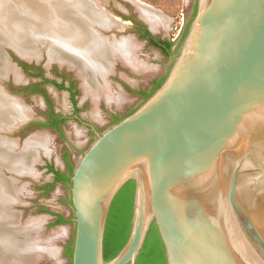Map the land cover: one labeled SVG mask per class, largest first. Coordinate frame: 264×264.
<instances>
[{"label":"water","instance_id":"1","mask_svg":"<svg viewBox=\"0 0 264 264\" xmlns=\"http://www.w3.org/2000/svg\"><path fill=\"white\" fill-rule=\"evenodd\" d=\"M116 13L109 16L124 28L126 20ZM120 27L100 31L114 39L106 33ZM127 36L140 38L135 31ZM2 47L11 69L0 78L2 92L23 102L2 82L12 70L26 75L13 56L38 64L43 54L22 55L10 36ZM42 120L30 113L2 131L14 142V160L22 156L33 169L48 153L41 140L47 127L36 124ZM19 132L26 136L11 138ZM13 162L0 165L5 190L0 221L11 238L29 232L13 233L10 210L12 199H19L15 181L33 174L15 169ZM130 180L135 195L129 237L106 260L109 213L112 204V220L120 213V197L115 198ZM69 185L72 264H137L154 223L168 264H264V0H197L161 86L132 113L96 131ZM30 244L0 243V260L38 264L48 256L47 244L38 242V252Z\"/></svg>","mask_w":264,"mask_h":264},{"label":"rangeland","instance_id":"2","mask_svg":"<svg viewBox=\"0 0 264 264\" xmlns=\"http://www.w3.org/2000/svg\"><path fill=\"white\" fill-rule=\"evenodd\" d=\"M48 1L45 0L44 2L47 3L48 9L43 10V12L49 16L52 3L50 1L48 3ZM132 1H94L98 2L97 5L100 8L105 7L108 10L106 11L107 14L104 12L107 16H109L110 11L113 12L115 10L116 14L127 22L124 28L109 31L106 34L109 36L114 35L117 37L115 39L123 41V37L134 34L135 29L130 22L135 19L137 22H142L155 34L163 35L173 42V48L169 54L166 55L161 50L148 45L141 38H128L134 44V47H132L133 52L130 53L128 51L125 54V52L117 51L119 53L114 56L112 67H107L102 73V85H99V90L95 91L85 88L84 82L86 80L80 77L78 68H68L63 65L66 63L51 59L49 54H47L49 53L48 43L39 40L40 49L42 50L40 55L43 54L39 63L29 64L24 62L26 63L25 66H28L24 69L21 64L23 61H19L16 56H13L26 75L24 77L19 72L12 70L13 72H11L9 79L2 82L9 90H16V95L23 99L24 103L20 102V100L11 99L20 106H26L29 109V114L31 113V115L46 120V115L49 112L48 97L51 106L53 105L56 112L69 117L68 121L63 125V132L57 128H46L43 130L45 132L41 136H44V138L41 140L45 143L44 146H47L48 153L41 155V159L35 165V169L31 168L30 172L33 173L32 175L26 174L15 181L19 199H12L14 200V206L10 212L13 214V221L9 225L12 227L13 233L18 232L17 230L20 232L29 230L28 233L24 232L21 235H17L20 238V246L23 241L31 242V247L38 246V242L47 244L46 247L49 254L40 259L38 264H72L69 248L73 246L75 232L73 221L51 225L57 217L42 210L43 207H47L53 213L63 214L68 219L74 216L69 183L60 181L49 192L43 188L54 179V173L48 171L47 165L51 163L56 169L68 173L71 170L70 165L76 166L80 156L96 138L85 122H89L93 128H99L103 131L113 124L116 117L125 116L141 105L144 100L141 92L149 90L155 79L167 76L184 40V33L194 16L197 5V0H142L158 9L155 11L164 15V17L162 16L163 20L158 21V27L153 29L136 8L133 3L135 0ZM139 1L141 2V0ZM25 12L28 15L33 13L29 10H25ZM113 17L115 18L114 15ZM110 20L112 19L110 18ZM112 22L114 21L112 20ZM49 58L54 61L50 62V66H47ZM38 68H40L44 76L50 79L57 78L61 80L59 73L63 71L68 73L70 77L75 78L76 85L80 90L77 95L76 105L73 104L71 95L67 90H61L50 82L42 83L40 77L33 75L38 73ZM18 78L20 81L16 82L15 79L18 80ZM90 79L93 83L97 81L96 79ZM39 83H42L41 86L45 90L47 97L42 94L31 93L28 90L30 86H35ZM75 109H79V112L76 113ZM75 116H79L84 122L78 121ZM25 134L19 132L12 135L11 138H24ZM7 138L9 139V137ZM22 200H25L26 204H21L23 203ZM28 224L31 225L30 228L25 229ZM33 242L35 243L33 244ZM38 247L35 248L37 249Z\"/></svg>","mask_w":264,"mask_h":264},{"label":"bare ground","instance_id":"3","mask_svg":"<svg viewBox=\"0 0 264 264\" xmlns=\"http://www.w3.org/2000/svg\"><path fill=\"white\" fill-rule=\"evenodd\" d=\"M49 1L52 3V8L48 16L43 12V10L48 9L47 3H44L45 0H0V77L8 74L11 70L3 52L4 39L10 36V40L18 45L21 54L28 57L40 56L42 50L40 49L39 40H42L49 45L48 54L51 59L66 63L70 68H78V72L86 80L84 82L85 88L99 90L98 86L102 85L103 82L102 73L107 67H112L114 56L119 53L117 51L125 52V54L128 51L133 52L132 47H134V44L128 39L131 36L123 37V41H119L115 37L114 39L110 38L112 41L109 38L105 39L100 27L108 29L114 25L120 27L119 25L123 26V24L118 17L107 16L106 10L100 9V6L97 5L98 2H94L96 0ZM138 2L140 1L135 0V3L141 7L144 18L149 20L150 24L156 28L158 21L163 20L162 15L147 5H142L144 3ZM25 10L33 13L28 15ZM90 72L94 74H90ZM90 78L97 81L93 83ZM1 88L0 85V129L3 131L19 119L27 118L29 109L13 101L2 92ZM13 143L10 138L8 139L2 132L0 133V165H7L13 159L15 169L31 171L32 167L27 165L24 157L18 156L14 160L12 155ZM33 145L34 147L40 146L39 144ZM1 180L2 177H0V201L3 202L5 190ZM2 210V207H0V211ZM0 243L5 244L6 248L20 246V239L17 236L13 235L11 238V235L4 232L1 221ZM38 251L37 248L36 252ZM16 253V255H20V251H16ZM0 264H4L2 259ZM10 264H14V262Z\"/></svg>","mask_w":264,"mask_h":264},{"label":"trees","instance_id":"4","mask_svg":"<svg viewBox=\"0 0 264 264\" xmlns=\"http://www.w3.org/2000/svg\"><path fill=\"white\" fill-rule=\"evenodd\" d=\"M136 23L138 24L139 32L142 38L152 36L151 32L146 29L144 24H142L141 22H136ZM189 25H190V22L187 25V28H186V31L183 37H185V35L187 34ZM153 43L156 44L157 46H162V49L166 54H169L173 48V42L171 40L165 41L164 44L153 40ZM165 78L166 76H164L161 79L155 80L154 85L151 88V90L149 92L144 91L142 93L143 98H144L143 101H145L148 97H150L152 93L161 86ZM46 81H49V80L46 79ZM60 87L64 88V84H60ZM74 96H75V92L73 93V97ZM134 110L135 109L131 110L128 114L132 113ZM125 116L116 117L113 124L117 123ZM50 117L52 119V122L50 124H48L47 122H41V125L42 126H56L60 129V124H62L66 120V119L57 118V114H55L52 109L50 112ZM68 162H69V159H68ZM47 168L49 172L54 173V179L43 187L44 189L47 190V192H49L60 181L70 183L75 166L70 165L71 170L68 173H65V172H62L61 170L56 169L55 166L51 163L47 165ZM123 187H124L123 197L121 199L119 198V196L117 197L119 198V201L121 203L120 213L116 215L115 220L114 219L112 220L113 218V213H112L113 204H112L109 217H108L105 241H104V255H105L106 260H110L115 255H117V253L125 245L129 237V233H130L131 221H132L133 209H134L135 181L130 180ZM42 210L44 212H48L52 215H55L57 217L51 225H59V224H64L69 221H72V218L68 219L63 214L53 213L47 207H43ZM69 249H70L69 254L72 258L73 246H71ZM137 264H168L165 245L161 238V235H160V232H159V229L156 223L153 224L150 230L146 244L137 260Z\"/></svg>","mask_w":264,"mask_h":264},{"label":"flooded vegetation","instance_id":"5","mask_svg":"<svg viewBox=\"0 0 264 264\" xmlns=\"http://www.w3.org/2000/svg\"><path fill=\"white\" fill-rule=\"evenodd\" d=\"M132 21H133V26H134V29H135L134 31L139 35V37L141 39L145 40L148 45H150V46H152L154 48H157V49L161 50L162 52H164L163 49H162V46H157L156 44L153 43V40L158 41V42L164 44L165 41H169L170 40L169 38H167V37H165L163 35H157V34H155L151 29L147 28V26H145V27H146L147 30H149L151 32V35L152 36L151 37L142 38L141 35H140V32H139L138 24L136 23L137 21L135 19H132ZM21 64H22V66H23L24 69H26L28 67V66H25L26 63H24V62H21ZM34 69H37V68H34ZM33 75L40 77L42 79L41 80L42 83H44V82H50V83H53L54 85H56L57 87H59L61 90H67L70 93V95H71V99L73 101V104L76 105V103H77V95L79 94V91L80 90H79V88L76 85L77 82L75 81V78L70 77L68 73H66L65 71L60 72L59 73V77H60L61 80H58L57 78L50 79V78H47L46 76H44L43 72L40 70V68H38V73H34ZM46 79H48L49 81H46ZM155 80H157V79H155ZM42 83L36 84L35 86L34 85L33 86H30L28 88V90L31 93L42 94L43 96H46L47 97L45 90L41 86ZM60 84H64V88H61L60 87ZM153 85H154V82H153ZM153 85H152V87H153ZM151 88L149 90H147V91L149 92L151 90ZM74 92H75V96L73 97V93ZM142 93L143 92H141V95L143 96ZM47 100L49 102V112L46 115L47 116V119L46 120L44 119L42 121H37L36 124L39 125V126H42L41 125V122H47L48 124H50L52 122V119L50 117V112H51V109H52L54 111V113L57 114V118H59V119H66V120L62 124H60V129L58 127H56V126H43V127H47V128H57V129H59V130H61L63 132V125L68 121L69 117L68 116H65V115H62V114H60L58 112H56L55 109H54V107H53V105L51 106V103H50V100H49L48 97H47ZM75 112L78 113L79 112V109H75ZM75 117H76V119L78 121L84 122V121L81 120V118L79 116H75ZM85 123H87L88 127L91 128V130L93 131V133L95 134V136H96V131L101 132V130L99 128H96V129L93 128V126H92L91 123H89V122H85ZM123 188L124 187H122V189L117 194L116 199H117L118 196L120 197V199L123 197V194H124L123 193ZM134 193H135V187H134Z\"/></svg>","mask_w":264,"mask_h":264},{"label":"crops","instance_id":"6","mask_svg":"<svg viewBox=\"0 0 264 264\" xmlns=\"http://www.w3.org/2000/svg\"><path fill=\"white\" fill-rule=\"evenodd\" d=\"M132 2H133V1H132ZM141 2L144 3V6L147 5L148 7L152 8V9L154 8V7H152L151 5H149L148 3H146V2H144V1H142V0H141ZM133 3L136 4L135 2H133ZM136 5H137V4H136ZM137 7H138V8H137ZM136 8H137L138 11L140 12L141 16H143V15H142V11H141V9H140L141 7H139V6L137 5ZM154 10H158V9L154 8ZM162 16L164 17L163 14H162ZM143 17H144V16H143ZM147 21H148V23L150 24L149 20H147ZM150 26H151L153 29H155V28L152 26V24H150ZM157 27H158V25H157ZM157 27H156V28H157ZM22 263H24V262L22 261Z\"/></svg>","mask_w":264,"mask_h":264}]
</instances>
